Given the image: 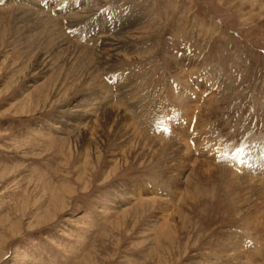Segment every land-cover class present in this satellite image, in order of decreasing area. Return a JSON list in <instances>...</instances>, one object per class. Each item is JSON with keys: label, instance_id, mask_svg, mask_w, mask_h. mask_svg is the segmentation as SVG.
<instances>
[{"label": "rangeland", "instance_id": "rangeland-1", "mask_svg": "<svg viewBox=\"0 0 264 264\" xmlns=\"http://www.w3.org/2000/svg\"><path fill=\"white\" fill-rule=\"evenodd\" d=\"M263 199L264 0H0V264H264Z\"/></svg>", "mask_w": 264, "mask_h": 264}, {"label": "bare ground", "instance_id": "bare-ground-1", "mask_svg": "<svg viewBox=\"0 0 264 264\" xmlns=\"http://www.w3.org/2000/svg\"><path fill=\"white\" fill-rule=\"evenodd\" d=\"M49 7H50V6H48V8H49ZM48 8H46V9H48ZM46 9H45V10H46ZM117 118H118V117H117ZM113 119H114V118H113ZM113 123H114V122H113ZM114 124L117 126V123H114ZM112 125H113V124H112ZM122 125H123V124H121V127H119L120 129L123 128ZM116 126H115V127H116ZM123 126H124V125H123ZM127 126H128V124H127ZM117 127H118V126H117ZM124 128H125V127H124ZM128 128H129V127H127V129H128ZM130 128H131V127H130ZM120 129H119V130H120ZM127 129H125L123 132H126ZM131 129H132V128H131ZM119 130H118V131H119ZM121 131H122V130H121ZM128 132H129V131H128ZM128 132H127V134H128ZM134 132H135V131H134ZM127 134H126V135H127ZM117 135H118V134H117ZM120 135H122V134H120ZM118 136H119V135H118ZM123 136H124V135H123ZM123 136H122V138H123ZM127 136H129V135H127ZM134 138H136V137L134 136ZM119 139H120V138H119ZM136 139H137V138H136ZM120 140H121V139H120ZM124 141H125V140H124ZM122 142H123V141H122ZM125 142H126V141H125ZM134 148H135V147H134ZM169 149H170V148H169ZM129 150H130V149H129ZM131 152H132V151H131ZM206 168H207V167H206ZM216 173H217V172H216ZM213 174H214V173H213ZM234 179H235V178H234ZM249 179H250V178H249ZM246 180H247V179H246ZM257 182H258V181H257ZM230 183H231V182H230ZM254 183H255V182H254ZM258 187H259V186H258ZM250 189H251V188H250ZM252 191H254V189H252ZM245 192H246V191H245ZM258 192H259V191H258ZM260 194H261V193H260ZM248 195H249V194H248ZM258 195H259V193H258ZM261 196H262V195H261ZM263 200H264V199H263ZM259 201H260V200H259ZM253 202H254V201H253ZM262 202H264V201H262ZM244 203H245V202H244ZM250 203H251V202H250ZM260 204H261V203H260ZM253 207H254V206H253ZM261 207H262V206H261ZM256 208H257V207H256ZM256 208H255V209H256ZM263 255H264V254H263ZM243 262H244V261H243ZM239 263H240V262H239ZM256 264H257V263H256Z\"/></svg>", "mask_w": 264, "mask_h": 264}]
</instances>
